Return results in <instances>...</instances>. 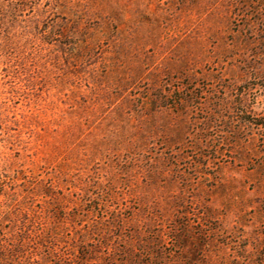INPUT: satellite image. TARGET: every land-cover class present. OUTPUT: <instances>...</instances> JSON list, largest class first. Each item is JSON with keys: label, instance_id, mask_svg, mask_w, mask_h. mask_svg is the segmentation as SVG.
<instances>
[{"label": "rangeland", "instance_id": "374dc122", "mask_svg": "<svg viewBox=\"0 0 264 264\" xmlns=\"http://www.w3.org/2000/svg\"><path fill=\"white\" fill-rule=\"evenodd\" d=\"M0 264H264V0H0Z\"/></svg>", "mask_w": 264, "mask_h": 264}]
</instances>
